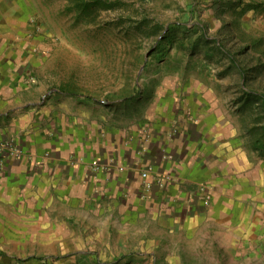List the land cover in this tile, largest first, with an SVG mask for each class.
Here are the masks:
<instances>
[{"label":"rangeland","instance_id":"1","mask_svg":"<svg viewBox=\"0 0 264 264\" xmlns=\"http://www.w3.org/2000/svg\"><path fill=\"white\" fill-rule=\"evenodd\" d=\"M77 1L26 0L27 23L13 28L18 35L15 44L23 46L22 58H36L35 63L28 61L26 73L13 87L15 92L25 90L27 101L34 102L33 119H44L43 105L58 89L75 95L54 96V103H67L70 110L57 111L52 128L45 121L36 127H15V133L0 139V170L4 158L14 157L11 150H16L19 156L34 155L37 177L35 192L4 189L7 198L0 204L4 245L38 248L47 243L39 238L40 232L32 235L26 230L30 222L23 217H36V225L42 227L48 225L45 217L59 213L45 206L37 187L44 179L49 147L58 149L75 135L90 140L106 133L129 137L137 132L134 135L141 134L149 143L155 136L165 158L175 163L176 155L186 164L191 161L197 177L211 162L219 167L221 158L228 177L238 173L251 180L254 173L264 187V106L253 97L246 100V92L264 93V0H225L232 4L226 8L219 0H120L116 7L94 4L85 9ZM144 15L149 22L139 27L135 21ZM215 155L217 159L211 160ZM139 170L156 171L152 161L143 162ZM12 177L27 182L25 175L9 173L3 177L4 185ZM198 182L202 199L197 203L208 207L215 188L209 179ZM73 220L69 218L68 225L79 232L80 225ZM12 227L23 230L13 232ZM168 242L172 244L171 238ZM190 250L198 251L163 258L171 259L170 264L179 259L184 264H217L200 253L203 248ZM64 254L48 257H67ZM7 257L25 262L44 256ZM146 259L153 262L152 255ZM228 264H233L230 258Z\"/></svg>","mask_w":264,"mask_h":264},{"label":"crops","instance_id":"2","mask_svg":"<svg viewBox=\"0 0 264 264\" xmlns=\"http://www.w3.org/2000/svg\"><path fill=\"white\" fill-rule=\"evenodd\" d=\"M28 11L26 0H0V139L15 133V127H36L45 121L52 128L57 122L54 117L57 111L70 110L67 103H54L57 100L54 96L63 94L68 99L75 95L58 89L43 105L44 119H33L34 102L27 101L25 90L13 91L21 74L28 69V61H36L22 58L23 46L17 47L14 42L18 35H14L13 28L27 23L24 17ZM19 84L29 86L25 82ZM27 104L34 106L31 109ZM61 121L66 126L67 122ZM93 123L99 125L97 121ZM134 134L128 137L106 133L90 140L75 135L58 149L49 147L44 179L37 189L43 192L45 206L59 213L45 217L48 225L42 227L36 225V217H23L30 222L26 230L32 235L40 232L39 238L47 243L38 248H20L0 241V264H170L171 259L167 257L165 261L164 255L195 254L198 250H190L193 247L203 248L200 253L217 264H228L229 258L233 264H264V187L259 185L257 175L253 173L251 180L238 173L228 177L226 161L223 160L222 169L218 158L219 167L211 162L204 175L197 177L199 173L191 161L186 164L176 155L175 163L165 158L158 138L154 136L149 143L141 134ZM26 145L32 147L28 142ZM215 158L216 155L211 156V160ZM34 160V155L29 154L4 158L0 204L7 198L5 188L35 192ZM148 161L156 169L150 175L164 181L155 183L151 190L144 188L139 170ZM9 173L25 175L27 182L23 177L21 182L14 181L17 176L4 185L3 177ZM200 179H209L215 188L208 207L197 203L202 199L197 187ZM66 212L71 216H66ZM69 218L80 225L79 232L68 225ZM60 253L67 257H48ZM13 254L44 257L22 262L7 257ZM148 255L153 256V262L146 259ZM178 264L184 263L179 259Z\"/></svg>","mask_w":264,"mask_h":264},{"label":"trees","instance_id":"3","mask_svg":"<svg viewBox=\"0 0 264 264\" xmlns=\"http://www.w3.org/2000/svg\"><path fill=\"white\" fill-rule=\"evenodd\" d=\"M221 1L222 3V7L223 8H226L230 5H232L230 2H227L225 0H219ZM121 1L120 0H80V1H77L75 4L81 9H85V8H88L90 7L91 5H94V4H104L105 7H108V8H112V7H116L118 5H120ZM189 7H192V5H190ZM148 16L144 15L143 18L139 19V20H136L135 23L139 24V27H142L144 24L148 23L149 20H148ZM133 18H131L130 20L132 21ZM156 27L158 24H155ZM180 24H177V26H179ZM218 47L224 49V45L222 43H219L218 44ZM244 48H246L244 46ZM232 63H234V58H232ZM240 70L243 72V74H246V71H245V68L242 66L240 67ZM64 91L66 92H69V93H74L73 91H71L70 89H64ZM253 97V98H252ZM252 100H256V101H260L261 102V105L264 106V93H257L256 91H249V92H246V100L248 101L249 99ZM261 140L258 139V143H260Z\"/></svg>","mask_w":264,"mask_h":264},{"label":"built area","instance_id":"4","mask_svg":"<svg viewBox=\"0 0 264 264\" xmlns=\"http://www.w3.org/2000/svg\"><path fill=\"white\" fill-rule=\"evenodd\" d=\"M11 154L15 156H19L16 150H11ZM97 168V167H96ZM141 177L143 179V186L146 190H151L155 183H161V178H156L155 176H151L148 170L142 172ZM207 200L204 197L207 204H209V196H207Z\"/></svg>","mask_w":264,"mask_h":264}]
</instances>
